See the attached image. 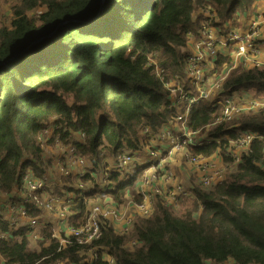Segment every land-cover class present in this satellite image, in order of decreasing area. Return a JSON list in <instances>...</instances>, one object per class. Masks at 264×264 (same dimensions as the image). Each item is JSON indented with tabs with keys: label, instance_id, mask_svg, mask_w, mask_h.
<instances>
[{
	"label": "trees",
	"instance_id": "trees-1",
	"mask_svg": "<svg viewBox=\"0 0 264 264\" xmlns=\"http://www.w3.org/2000/svg\"><path fill=\"white\" fill-rule=\"evenodd\" d=\"M102 1L20 0L0 20L1 194L13 197L27 168L43 178L51 160L38 137L50 125L98 171L108 156L139 149L146 129L159 134L176 115L167 108L163 79L185 77L184 49L205 20L201 15L195 20V12L211 6L216 25L224 28L257 2ZM85 17L92 18L89 24L77 22ZM51 32L50 39L27 49ZM225 61L221 56L218 69ZM250 90L264 92V68L238 67L222 85L225 96ZM222 112V105L209 101L192 109L190 128L212 138L195 153L226 151L229 140L240 141V133L264 134V108L242 111L231 121H222ZM76 133L85 136L84 144ZM238 156L240 163L220 184L192 188L193 197L181 200L178 214L158 199L152 214L138 218L128 235L105 225L101 238L91 244L100 248L96 258L88 253L91 246L72 244L57 253L50 229L38 247L28 229L7 227L1 256L8 264L42 259V264H110L107 250L116 264H264V141L245 143ZM141 175L142 169L127 180L114 174V191L89 197L112 196L122 203L136 193ZM73 211L78 222L71 224L78 227L84 202Z\"/></svg>",
	"mask_w": 264,
	"mask_h": 264
},
{
	"label": "built area",
	"instance_id": "built-area-1",
	"mask_svg": "<svg viewBox=\"0 0 264 264\" xmlns=\"http://www.w3.org/2000/svg\"><path fill=\"white\" fill-rule=\"evenodd\" d=\"M200 14L205 18L201 24L206 22V25L200 26V31L202 29L204 31L196 36L195 42L199 48L209 47L211 56L218 54L216 47L227 46L232 40L244 41L246 39L247 48L242 47L240 49L241 53H238L236 58L241 57L245 65H248L251 60L246 54L255 51L257 46H264V38L261 37L262 33H264V28L260 31V26L264 25V16L261 17L258 23L251 24V29L245 31L244 39L233 31V28L237 26V22L226 24L221 32L223 37L216 39L213 38L212 34L215 30L221 29V27L216 25L218 18L215 10L211 6H207L205 9L200 10ZM226 29H230V31H226ZM191 36L189 37L190 39ZM256 53H259V51L257 50ZM185 57L187 65L186 76L188 75L190 63L196 60L198 55L196 53L192 55L188 50ZM218 61L215 59V64ZM238 66L231 64L226 67L221 72L218 81L201 93L199 100L209 98L214 89L222 90L223 82L228 79L232 70L238 68ZM242 67L245 69L264 68V66L246 67L244 65ZM180 79V77H176V79L167 83V79H163L171 95L182 86ZM172 82L175 83L174 90L170 87ZM185 96L188 95H183L182 93L180 100L184 99L187 101L188 97ZM245 97L247 96L234 94L227 96L228 99L225 101L213 98L211 103L219 105L218 101L222 102L223 112L221 120L231 121L242 111H248L240 109L246 100L242 98ZM237 99L240 100L239 103L236 102ZM180 100L175 104L173 101L169 102V109L176 110L180 104ZM252 104L249 110L264 108V104L255 102ZM180 117L181 115H178L174 122ZM187 127L191 134L199 135L200 131L192 130L189 126ZM49 128L45 132L48 130L52 131V125ZM144 133V137L142 136L140 139L139 149L134 152L124 151L118 153L111 161L107 157L101 171L95 170L90 162L78 153L74 145H68L61 141H56L57 145L46 143L44 147L46 148L47 146V149L54 150L55 153L50 155L53 161L50 159L52 163L48 164L43 178H38L35 172L30 169L25 171L20 184L14 190L11 200L5 199L3 194L0 193V241L7 240L9 237L8 232L3 230L4 227L8 229L26 228L28 229V233L33 237V244H37L38 241L42 240L41 234L43 232L39 226H46L45 229H50L51 233H53V239L56 241L55 251L60 253L65 247L72 244L78 247L91 246L94 241L101 238L103 227L108 224L112 225L117 233L128 235L138 218H148L152 214L158 199L165 201L174 212L178 213L181 208V200L192 198L193 189L179 186L166 190L165 184H171L170 182L173 179L171 168H166L165 166L166 153L161 145L167 141V136L161 137L163 135V132H161L154 137L149 129H146ZM246 133L252 132H244L240 136H237L240 139L239 142L229 140V147L225 152H227L228 157L232 161L229 162L227 160V164L219 162L216 159L205 158L209 156L202 154L198 156L186 155L190 167L198 173L202 187L210 189L224 180L227 171L240 163L238 155L245 143H251L258 138L264 141V134H255L258 137H253L250 140L241 138ZM77 134L79 136L83 135L81 133ZM44 135L46 134L41 136ZM172 135L173 133L170 134V136ZM180 135L182 138L188 137L187 133ZM172 138L173 136L170 139L172 140ZM77 140L79 141V138ZM155 141H158L160 145H154ZM184 145L198 148L201 144L195 147L191 143L185 142ZM45 158L49 159L47 156ZM137 169H142V175L137 184L136 193L127 196L122 203L114 201L112 196L103 200L101 197H89L93 193L114 191L116 186L113 180L114 174L120 175L121 180H127ZM66 181H69L70 184L66 185ZM56 190H60V192ZM38 196L43 197L42 208H35V204L39 202ZM80 202H84L85 204V213L79 223L80 225L74 227L71 224L73 214H67V211L77 206ZM48 215L56 217L51 227ZM88 250L91 257L96 258L100 248L91 246ZM105 256L110 264H116L115 259L109 255L107 250L105 251ZM0 258L1 264H8L2 258L1 253ZM44 260L42 259L35 264H42Z\"/></svg>",
	"mask_w": 264,
	"mask_h": 264
},
{
	"label": "rangeland",
	"instance_id": "rangeland-1",
	"mask_svg": "<svg viewBox=\"0 0 264 264\" xmlns=\"http://www.w3.org/2000/svg\"><path fill=\"white\" fill-rule=\"evenodd\" d=\"M20 0H0V20L4 15H9L12 14L11 7L15 4L18 3ZM262 1L264 0H257L255 6L251 11H249L246 14H241L238 16V21H237V26L233 28V31H235L240 37H245V31L247 29H251V24L258 23L261 19V17L264 16V4H262ZM209 6V5H208ZM205 13H207L205 11ZM200 11H196L194 15V19L196 20L197 18H200ZM10 16V15H9ZM202 16V15H201ZM218 18V16H217ZM201 25H206L205 23H202ZM264 28V25L260 26V31ZM200 27L198 31L194 34H192L191 39L189 38L188 43L186 48L184 49V55L188 53V50L194 55L195 53L198 55V58L194 61H192L189 65V71L188 75L185 77H180V82L182 84L181 87L178 88V91L175 92L174 94H170L167 87L165 86V89L168 93V99L169 102H172L175 104L178 100H180V97L183 93V95H188L185 97H188L187 101L184 99L181 101L176 110H170L169 107L167 106L168 110L170 111H175L176 115L175 118L178 115H181L180 118L177 119L176 122H174L175 118L171 121H169L166 124H163L162 127L160 128L159 133L163 132V135L161 137L167 136V141L163 142L162 148H164V152L166 153V162L165 166L166 168H171V173L173 176L172 181L170 182L171 184H165L166 190L172 188V187H189V188H194L197 185H200V177L198 173L192 169L187 162L186 155H201L197 154L194 152L193 147H187L184 145V143H191L193 146L198 147L200 144V147L206 146L212 138L208 136L207 133H203L200 131L199 135H193L189 132V129L187 126L190 127V118H191V113L192 109L196 104H198L200 101H210L213 98H217L220 100H227V96L222 94L221 89H214L212 94L210 95L209 98L201 99V93L203 91H206L210 86L215 84L219 77L221 72L231 64H236L239 65L238 67H242V65L246 67H253V66H264V46H257L255 48V51L249 52L246 54L247 57L250 58V62L248 65H245V63L241 60L240 58H236V55L238 53H241V48H247L246 45V39L244 41H239V40H232L229 45L227 46H219L216 47L218 54L217 55H210V49L209 47H201L199 48L195 42L196 36L200 33L203 32L204 29L200 31ZM222 28L219 30H215V32L212 34L213 38L220 39L223 37ZM226 31H230V29H226ZM261 37L264 38V33H262ZM259 51V53H256V51ZM220 55H224L226 57V61L224 62L223 66L218 69L217 63L215 64V59H219L221 57ZM193 66V68H192ZM186 70H187V65H186ZM191 78V79H190ZM176 79V78H175ZM174 79H167L166 83L169 81H172ZM193 80V81H192ZM165 83V84H166ZM175 83L172 82L170 84V87L172 90H174ZM186 93V94H185ZM238 95H246L247 97L242 98L246 99L245 102H243L242 107L240 108L241 110H249L251 108L252 103H261L264 104V92H257L255 90H250L248 92H245V94H238ZM237 103L240 102V100H236ZM219 105H222L223 103L218 101ZM254 105V104H252ZM50 129V128H49ZM57 127L55 125H52V131L48 130L47 132H44L43 134H46L44 136L38 137V142L41 147V149L45 152V156H47L49 159L52 160L50 155H53L55 153L54 150L47 149L44 147V145L47 143L52 144V145H57L56 141H61L63 143H66L68 145H73L65 142L64 138V133H56ZM173 133V138L172 140L170 139L172 136L170 134ZM184 135L187 133L188 137L187 138H182L180 134ZM42 134V135H43ZM144 132L141 133V135L144 137ZM246 133L244 134L241 138H246V139H252L253 137H258L254 133ZM158 135V134H157ZM241 133L238 135L240 136ZM76 139L79 138V143L84 144L85 143V136L84 135H78L76 133ZM156 135H154L155 137ZM264 138V136H263ZM201 139V140H200ZM230 139V138H229ZM219 143H221V140H218ZM154 145H160L158 141H155ZM124 151H121L119 153H122ZM79 153V152H78ZM80 154V153H79ZM134 154V153H133ZM81 155V154H80ZM226 156H228L227 152L225 151H217L216 153L210 155L209 157H205L208 159H216L219 162H223L224 164L226 163ZM84 157V156H83ZM114 156H108V160H112ZM87 161L89 159L87 157H84ZM53 161V160H52ZM90 162V161H89ZM52 163V162H51ZM129 168V167H127ZM30 170L27 168L26 171ZM56 171V170H55ZM160 176H162L160 174ZM66 185H69L70 182L66 181ZM5 199L11 200L12 196H6L3 194ZM107 198V197H106ZM105 198H102V200ZM114 201L117 202V200L113 197L112 198ZM38 203L35 204V208L41 207V203L43 201L42 196H38ZM76 207V206H75ZM73 207V208H75ZM73 208L69 209L67 211V214H73L71 218L72 223L78 222L77 220H74V214L76 212L73 211ZM181 209V208H180ZM180 212V211H179ZM178 212V213H179ZM176 213V212H175ZM177 213V214H178ZM42 232V239L44 236V231ZM31 239H33L32 235L28 233ZM39 235V234H38ZM37 235V236H38ZM21 239V238H20ZM41 241H44L41 240ZM40 241L35 244V246H40L41 244H38ZM50 244V242H48ZM230 264V263H229Z\"/></svg>",
	"mask_w": 264,
	"mask_h": 264
},
{
	"label": "water",
	"instance_id": "water-1",
	"mask_svg": "<svg viewBox=\"0 0 264 264\" xmlns=\"http://www.w3.org/2000/svg\"><path fill=\"white\" fill-rule=\"evenodd\" d=\"M104 2H105V0H103L102 1V4H104ZM103 7H102V9H101V11H99L96 15H95V17H93V18H96V17H98L101 13H102V11H103ZM91 20H92V18L91 17H88V18H83V19H81V20H79V21H77V22H79V23H81V24H89L90 22H91ZM67 23H69V22H67ZM66 23V24H67ZM54 33H49L45 38H43V39H41V40H39V41H37L35 44H33V45H31V46H29L27 49H30L31 47H33V46H37V45H39V44H42V43H44L45 41H47L48 39H50L52 36L51 35H53ZM44 45V44H43ZM42 45V46H43ZM41 46V47H42Z\"/></svg>",
	"mask_w": 264,
	"mask_h": 264
},
{
	"label": "crops",
	"instance_id": "crops-1",
	"mask_svg": "<svg viewBox=\"0 0 264 264\" xmlns=\"http://www.w3.org/2000/svg\"><path fill=\"white\" fill-rule=\"evenodd\" d=\"M262 4H264V1H262ZM57 192H60V190H56ZM13 194H14V192H13ZM48 217H49V219H50V221H51V225H50V227L51 226H53V224H54V221L56 220V217L55 216H53V215H48ZM45 227L46 226H39V228L41 229V230H44L45 229Z\"/></svg>",
	"mask_w": 264,
	"mask_h": 264
}]
</instances>
